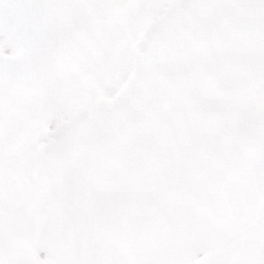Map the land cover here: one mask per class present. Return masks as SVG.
Masks as SVG:
<instances>
[{"label":"snow or ice","instance_id":"snow-or-ice-1","mask_svg":"<svg viewBox=\"0 0 264 264\" xmlns=\"http://www.w3.org/2000/svg\"><path fill=\"white\" fill-rule=\"evenodd\" d=\"M0 264H264V0H0Z\"/></svg>","mask_w":264,"mask_h":264}]
</instances>
